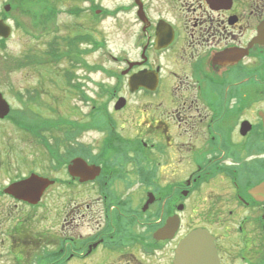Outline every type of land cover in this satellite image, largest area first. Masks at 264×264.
Wrapping results in <instances>:
<instances>
[{"label":"flooded vegetation","instance_id":"1","mask_svg":"<svg viewBox=\"0 0 264 264\" xmlns=\"http://www.w3.org/2000/svg\"><path fill=\"white\" fill-rule=\"evenodd\" d=\"M46 1L39 16L27 0L12 9L31 28L42 21L43 36L60 30L59 16L77 21L37 62L74 63L62 72L80 107L67 127L57 111L40 120L46 174L26 158L27 174L0 189L12 203L0 214V264H264V0ZM120 16L128 48L107 50L121 69L107 86L90 58L108 47L99 25ZM34 53L12 58L13 71L29 78ZM28 89L16 93L22 108L9 103L0 119L25 138L46 108V87ZM35 176L49 183L38 203L34 189L8 192ZM60 186L74 196L36 225L34 210ZM192 236L201 240L186 252Z\"/></svg>","mask_w":264,"mask_h":264},{"label":"rangeland","instance_id":"2","mask_svg":"<svg viewBox=\"0 0 264 264\" xmlns=\"http://www.w3.org/2000/svg\"><path fill=\"white\" fill-rule=\"evenodd\" d=\"M30 6L37 11L38 14L42 13L41 10L46 6V0H30ZM100 3L104 7L112 8L119 2H123V0H99ZM6 5L19 6L16 0H0V17L4 16V8ZM58 5V4H57ZM74 6V4L72 5ZM17 9V7H16ZM9 17L10 25L12 26V20L18 19L20 20L25 27L31 31H22L21 29H16L12 32L11 37L6 40V42L2 45L0 43V92H3L6 96V99L10 104L13 105L15 109L22 108V104L19 102L16 97V93H25L26 89H35L41 87H46V94L42 97V101L40 102L43 107L46 108H38L35 110L36 113L39 114V117L42 119L46 118H56L53 111H57L61 116L67 118L66 127L70 123V121L75 120L76 111H74L75 107H80L79 99L77 98V94H75L68 87L70 86V82L68 84L65 83L63 79L64 72L62 71H71L75 70L74 63L70 60L67 62L59 61L56 65H41L37 61L39 58L35 59V63L33 69H30L33 73L29 78L24 77V73L22 72H14L12 68V58H22L25 54H31V51L34 50L35 54H38V57H41L45 54V51L50 49V44L55 43V48L58 46V35H64L66 32L67 25L73 24L76 26L78 23L75 20H70L67 16H59L57 20V25L60 27V30H54L47 32L45 36H41L39 40L34 39L39 34L35 32L36 30L31 29V16L24 14L21 15L20 10H16L13 12L7 13ZM26 16V17H25ZM125 19L127 17H124ZM122 16L118 18L117 21L107 20L103 25H99L98 28V38L104 39L108 42L107 49L105 47L100 49V52H95L92 54L90 61L94 64V66L98 67V72L93 76L94 80H98L99 82H103L107 86H114L116 81L110 78L109 73L114 72L117 73L120 71V67H118L115 62L107 56V50H111L115 54H121L124 49L128 48V33L127 30L121 26H119L118 21H125ZM12 19V20H11ZM33 22H37L40 25L43 23L40 20H34ZM63 23H66L65 25ZM72 26V27H73ZM67 34L69 31L66 32ZM46 72V74H42L40 72ZM78 75L86 76L84 68H81L78 71ZM96 76V77H95ZM74 81V79L72 80ZM95 86V85H89ZM68 88L72 93L68 90L64 91L62 88ZM28 89V90H29ZM37 108V107H36ZM83 111L86 110V105L82 104ZM53 110V111H52ZM52 115L54 117H52ZM63 118V120H65ZM37 119L35 117V123L31 122L30 125H33L34 136L31 134L26 138L22 134L20 128H16L14 126L11 127L9 124H0V189L6 186L9 182L13 181L17 177L21 175H26L30 170H36L38 172L46 174V166L48 164V160L46 159V126H37ZM43 128V130H42ZM73 129L68 130V134L65 136L67 140V144L74 143V140H71L69 137V132ZM63 136L64 134L61 133ZM51 140L52 137L47 135ZM33 138V140L31 139ZM54 141L51 140L50 144H53ZM28 158L29 162H33L30 168L21 167L19 165L24 159ZM27 163V162H25ZM53 165H51L52 169ZM51 173V172H50ZM52 174V173H51ZM52 177H58L59 175H54ZM69 194L74 196V188L69 192V188L66 189L64 186L55 187L51 191L50 197L48 196L46 201V209L37 208L34 210L35 221L38 222L36 225L42 223L44 216H53L56 214L58 208L60 210L61 206L69 200ZM54 198V199H53ZM7 204H2L0 202V214L8 213L11 202H6ZM20 211H22L20 209ZM38 262V261H36ZM6 260H4L3 264H6ZM42 264V263H40Z\"/></svg>","mask_w":264,"mask_h":264},{"label":"water","instance_id":"3","mask_svg":"<svg viewBox=\"0 0 264 264\" xmlns=\"http://www.w3.org/2000/svg\"><path fill=\"white\" fill-rule=\"evenodd\" d=\"M9 10H10V6L6 8V11ZM10 34H11V28L4 21H0V37L7 39L10 37ZM9 112H10V106L7 103V101L3 98V95L0 93V119L5 118L9 114ZM71 171L73 172V169H71ZM47 185H49V183L46 182V180L35 176L32 177L30 180L26 181L25 183L20 184L21 187L14 186L8 192L14 193V191L21 188V190L27 193L28 189L30 188L32 190L34 189V198L32 201H34V203L36 204L39 202L40 197ZM200 240L201 238L192 236L190 238H187L185 241H183L181 246L183 250L187 252L189 248H192L193 246H197Z\"/></svg>","mask_w":264,"mask_h":264},{"label":"trees","instance_id":"4","mask_svg":"<svg viewBox=\"0 0 264 264\" xmlns=\"http://www.w3.org/2000/svg\"><path fill=\"white\" fill-rule=\"evenodd\" d=\"M30 2H32L33 3V1H30L29 0V4H26L28 7H30V8H32V6H30ZM19 5V4H18ZM25 6V5H24ZM23 7V6H22ZM45 23H47V20H46V22ZM51 55H52V58H56L58 55H59V52H58V50L57 51H52L51 52ZM35 58H45V56L44 55H42L41 57H35ZM37 126H43V127H45L46 126V124H36ZM42 130H43V128H42Z\"/></svg>","mask_w":264,"mask_h":264}]
</instances>
